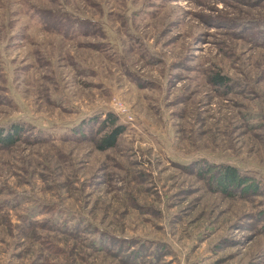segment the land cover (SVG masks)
I'll return each instance as SVG.
<instances>
[{"label": "rangeland", "instance_id": "obj_1", "mask_svg": "<svg viewBox=\"0 0 264 264\" xmlns=\"http://www.w3.org/2000/svg\"><path fill=\"white\" fill-rule=\"evenodd\" d=\"M13 125L0 264H264V0H0Z\"/></svg>", "mask_w": 264, "mask_h": 264}, {"label": "trees", "instance_id": "obj_2", "mask_svg": "<svg viewBox=\"0 0 264 264\" xmlns=\"http://www.w3.org/2000/svg\"><path fill=\"white\" fill-rule=\"evenodd\" d=\"M227 78L221 76L219 74H215L211 77V81L216 85L225 84ZM109 123L113 122V118L106 119ZM19 126L13 125L9 129H4L0 127V147L8 146L15 141L16 135L19 132ZM121 127L116 126L110 133L106 136L102 137L101 142L99 143L100 148H106L109 146H113L118 134L121 132ZM219 172L221 173L222 183L225 185L234 182L235 180H240L241 176H239L236 168L229 166L227 164L218 165Z\"/></svg>", "mask_w": 264, "mask_h": 264}]
</instances>
